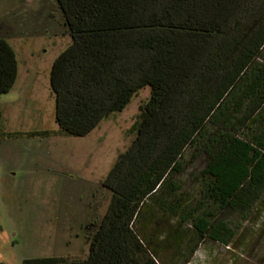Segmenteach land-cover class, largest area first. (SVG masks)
Returning <instances> with one entry per match:
<instances>
[{
    "label": "trees",
    "instance_id": "trees-1",
    "mask_svg": "<svg viewBox=\"0 0 264 264\" xmlns=\"http://www.w3.org/2000/svg\"><path fill=\"white\" fill-rule=\"evenodd\" d=\"M54 1L71 37L50 72L61 132L88 135L150 95L102 180L111 196L86 256L22 264H187L206 239L232 244L222 212L264 206V0ZM18 76L0 36V94ZM2 121L0 105V137Z\"/></svg>",
    "mask_w": 264,
    "mask_h": 264
},
{
    "label": "rangeland",
    "instance_id": "rangeland-1",
    "mask_svg": "<svg viewBox=\"0 0 264 264\" xmlns=\"http://www.w3.org/2000/svg\"><path fill=\"white\" fill-rule=\"evenodd\" d=\"M0 36L19 62L15 85L0 94V264L84 257L86 226L103 216L111 196L102 180L130 145L129 128L149 87L88 135L63 133L55 120L50 72L71 37L57 3L0 0ZM30 131L46 134L30 136ZM221 216L238 225L237 238L228 246L206 239L187 264H264V206L246 220L229 210Z\"/></svg>",
    "mask_w": 264,
    "mask_h": 264
}]
</instances>
